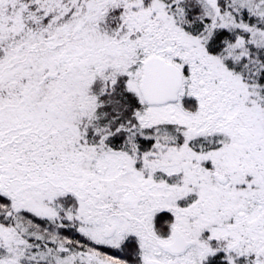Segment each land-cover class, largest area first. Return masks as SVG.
Masks as SVG:
<instances>
[{
  "label": "snow or ice",
  "instance_id": "6c2138e0",
  "mask_svg": "<svg viewBox=\"0 0 264 264\" xmlns=\"http://www.w3.org/2000/svg\"><path fill=\"white\" fill-rule=\"evenodd\" d=\"M0 264H264V0H0Z\"/></svg>",
  "mask_w": 264,
  "mask_h": 264
}]
</instances>
